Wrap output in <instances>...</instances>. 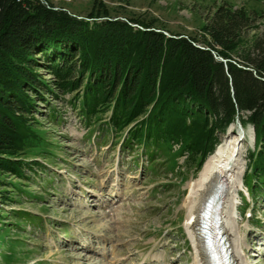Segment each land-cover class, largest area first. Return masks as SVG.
I'll list each match as a JSON object with an SVG mask.
<instances>
[{
  "label": "trees",
  "instance_id": "trees-1",
  "mask_svg": "<svg viewBox=\"0 0 264 264\" xmlns=\"http://www.w3.org/2000/svg\"><path fill=\"white\" fill-rule=\"evenodd\" d=\"M256 15L222 2L203 29L200 48L199 39L169 38L153 22L114 20L102 2L79 19L41 0H0V175L29 179L26 172L34 167L47 169L39 157L57 156L36 118L37 102L45 101L49 122L60 123V110L45 99L55 96L71 106L89 132L95 127L122 139L123 151L143 148L154 163L178 146L179 156L196 170L237 119L253 126L255 148L245 186L256 200L264 191V39L254 38L241 63L231 60ZM8 184L25 193L22 186ZM0 198L14 202L6 190L0 189ZM3 216L9 213L0 214V222ZM12 216L43 224L26 211ZM4 226L1 240L20 227ZM22 244L10 243L7 252Z\"/></svg>",
  "mask_w": 264,
  "mask_h": 264
},
{
  "label": "rangeland",
  "instance_id": "rangeland-1",
  "mask_svg": "<svg viewBox=\"0 0 264 264\" xmlns=\"http://www.w3.org/2000/svg\"><path fill=\"white\" fill-rule=\"evenodd\" d=\"M225 1L235 8L259 13L245 31L246 39L238 54L231 58L241 63L242 54L249 50L254 38L264 39V0H44V3L66 9L72 16L86 17L95 2H102L112 16L153 22L156 30L197 38L198 45L204 46L203 29L215 8ZM43 74L49 77L48 73ZM45 99L60 110V123L49 122L45 101L37 102L36 118L57 156L39 157L37 160L47 169L34 167L35 170L26 172L29 179L0 175V181L4 182L0 189L14 197V202L5 203L0 198V214L9 213L3 216L0 227L3 226L6 235L5 224L20 225L0 239V264H196L194 241L185 226V200L189 184L202 168L196 170L192 163L186 162V157H180L178 146L157 158L154 167L143 148L134 146L123 151L122 139L116 140L115 134L104 136L95 127L89 132L61 98ZM238 126L235 123L221 135L218 145L239 132ZM241 126L252 129L254 139V127ZM241 144L245 148L246 169L243 182L233 193L231 217L235 241L230 238L231 247L243 264H264V191L252 200L245 186L249 155L255 142L247 136ZM10 182L22 186L25 193H16ZM243 198L248 199V204H244ZM19 211L41 217L43 224L11 220L12 213ZM12 242L23 244L10 255L6 246Z\"/></svg>",
  "mask_w": 264,
  "mask_h": 264
},
{
  "label": "bare ground",
  "instance_id": "bare-ground-1",
  "mask_svg": "<svg viewBox=\"0 0 264 264\" xmlns=\"http://www.w3.org/2000/svg\"><path fill=\"white\" fill-rule=\"evenodd\" d=\"M59 13L69 14L66 9H56ZM217 55V54H216ZM226 59L221 55H217ZM244 139L250 137L253 141L252 129H243ZM242 133L227 137V139L217 146L214 153L204 163L199 175L189 184V195L185 200L187 219L185 226L194 241L196 250V264H209L202 239L198 235V226L201 211L206 201L215 193L221 192L222 201V222L225 235L231 246V239L235 241L232 228L234 222L231 217L233 213V193H237L239 183L243 182L246 169L245 148L241 144ZM223 189L221 190V188ZM227 226V227H226ZM231 238V239H230ZM237 253L236 249H234ZM234 264H243L234 256Z\"/></svg>",
  "mask_w": 264,
  "mask_h": 264
},
{
  "label": "water",
  "instance_id": "water-1",
  "mask_svg": "<svg viewBox=\"0 0 264 264\" xmlns=\"http://www.w3.org/2000/svg\"><path fill=\"white\" fill-rule=\"evenodd\" d=\"M41 1H43L44 2V0H41ZM79 19H82L83 17H78ZM109 20H112V19H109ZM114 20H118V18H116V19H114ZM133 26H136V25H133ZM157 32H161V33H163V34H165L167 37H169V38H172V37H174L173 35H171V34H169V33H167V32H163V31H160V30H156ZM198 47H200V48H204V47H202V46H199V45H197ZM215 55V58L218 60V61H220V62H223V63H225V64H227L228 62H230L228 59H222V58H220V57H218L216 54H214ZM244 69H246V70H250V71H253L252 69H250V68H245V67H243ZM255 73V72H254ZM236 123H238V127H239V130H240V132L242 133V135H241V137L239 138V139H241V142H242V140H243V138H244V134H243V128H242V126H241V124H240V121H239V119H237V121H236ZM255 130V129H254ZM236 134H239V132H236ZM254 141H255V137H254ZM223 189V187L221 188V190ZM220 191L219 192H217V193H215V194H213L209 199H210V207L211 208H213V205H216V204H218V203H220V201H221V195H220ZM210 215H209V218L211 219V213L210 212H208Z\"/></svg>",
  "mask_w": 264,
  "mask_h": 264
}]
</instances>
